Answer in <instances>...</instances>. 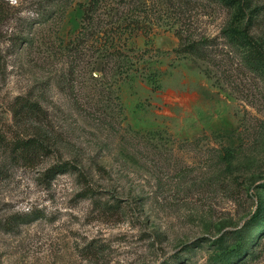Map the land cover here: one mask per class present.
<instances>
[{
    "label": "rangeland",
    "instance_id": "obj_1",
    "mask_svg": "<svg viewBox=\"0 0 264 264\" xmlns=\"http://www.w3.org/2000/svg\"><path fill=\"white\" fill-rule=\"evenodd\" d=\"M77 1L0 0V131L47 148L32 166L5 160L0 220L41 217L0 227V264H212V242L264 201V62L226 44L233 13L216 2L147 0L151 31L126 41L121 74L95 46L70 49ZM251 4L241 25L264 59V0ZM182 29L214 39V64L175 51ZM63 162L77 170L46 173ZM245 264H264V237Z\"/></svg>",
    "mask_w": 264,
    "mask_h": 264
},
{
    "label": "trees",
    "instance_id": "obj_2",
    "mask_svg": "<svg viewBox=\"0 0 264 264\" xmlns=\"http://www.w3.org/2000/svg\"><path fill=\"white\" fill-rule=\"evenodd\" d=\"M57 1V13L64 8L66 3L72 0ZM178 6H188L194 0H176ZM232 11V19L226 22L221 28V36L226 44L233 50L240 53L246 65L255 68L258 61H263L260 51L256 47L251 34L246 25H241V21L247 16V22H252L256 18L260 8L252 5L251 0H210ZM174 4V0H167ZM81 11L80 27L73 39L72 51H82L81 47L98 49L100 57L110 68H116L119 73L128 71V56L125 53V43L129 38L140 34H149L150 29L140 22L138 9L147 6V0H80L76 2ZM184 5V6H183ZM47 15V14H46ZM179 45L175 50L181 54H188L195 58L215 63L216 53L211 45L213 38H192L189 34H184V30L177 31ZM101 58V59H102ZM111 68V69H112ZM153 89L159 88L158 81L148 78ZM46 137V134L44 135ZM44 139L18 138L14 143L7 139V136L0 131V177L8 171L6 159L10 161H23L27 166H32L41 156L46 155L47 148ZM77 168L69 162L57 164L47 170L50 172H61ZM80 176H82L79 172ZM85 179V178H84ZM85 195L93 194L92 188H88ZM41 217L38 211L26 213H16L0 220V227L5 231L18 230L23 224L31 223ZM250 230H258L251 238ZM252 234V233H251ZM264 237V201L258 204L256 212L248 220L244 228L234 229L214 240L217 243V252L211 259L212 264H245L255 259L260 242ZM249 238L251 241L249 242Z\"/></svg>",
    "mask_w": 264,
    "mask_h": 264
}]
</instances>
